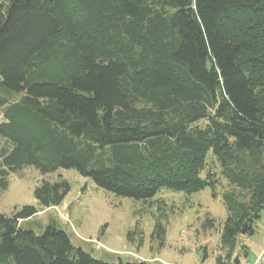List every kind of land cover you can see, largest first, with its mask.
I'll return each mask as SVG.
<instances>
[{"label": "trees", "instance_id": "trees-1", "mask_svg": "<svg viewBox=\"0 0 264 264\" xmlns=\"http://www.w3.org/2000/svg\"><path fill=\"white\" fill-rule=\"evenodd\" d=\"M0 108V193L31 167L74 170L134 201L206 188L216 198L214 158L232 188L221 197L229 261L264 212V0H8ZM69 191L43 181L33 198L57 207ZM37 212L0 214V264H147L97 260L53 220L39 235L21 228Z\"/></svg>", "mask_w": 264, "mask_h": 264}, {"label": "rangeland", "instance_id": "rangeland-1", "mask_svg": "<svg viewBox=\"0 0 264 264\" xmlns=\"http://www.w3.org/2000/svg\"><path fill=\"white\" fill-rule=\"evenodd\" d=\"M7 2L0 0V6ZM3 143L0 138V145ZM207 168L219 181L216 198L209 188L192 195L161 190L152 200L143 202L115 197L74 170L41 175L27 167L8 176L7 189L0 193V214L11 216L24 206H33L37 214L20 221L21 228L39 235L50 221H56L74 247L107 263L216 264L219 258L233 264L236 257L239 264H254L261 255L260 264H264V212L255 223L254 235L239 237L233 255L226 260L227 250L220 243V233L227 212L221 197L232 188L214 158L208 159ZM59 179L70 186L63 202L57 207H40L33 190L43 181L52 183ZM161 214L166 231L163 246L152 237ZM208 220H213L211 227ZM242 246L247 247L246 258L241 254Z\"/></svg>", "mask_w": 264, "mask_h": 264}, {"label": "built area", "instance_id": "built-area-1", "mask_svg": "<svg viewBox=\"0 0 264 264\" xmlns=\"http://www.w3.org/2000/svg\"><path fill=\"white\" fill-rule=\"evenodd\" d=\"M260 260H261V255L258 256V258L256 259L254 264H260ZM241 264V263H240Z\"/></svg>", "mask_w": 264, "mask_h": 264}]
</instances>
